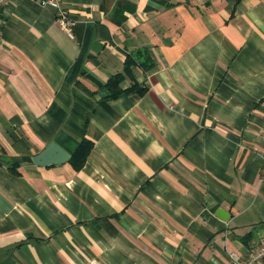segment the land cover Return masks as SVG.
Returning a JSON list of instances; mask_svg holds the SVG:
<instances>
[{"label": "crops", "instance_id": "obj_1", "mask_svg": "<svg viewBox=\"0 0 264 264\" xmlns=\"http://www.w3.org/2000/svg\"><path fill=\"white\" fill-rule=\"evenodd\" d=\"M62 6L74 39L40 0H11L0 27V264L252 254L264 244V0ZM51 143L71 159L36 164Z\"/></svg>", "mask_w": 264, "mask_h": 264}, {"label": "built area", "instance_id": "obj_2", "mask_svg": "<svg viewBox=\"0 0 264 264\" xmlns=\"http://www.w3.org/2000/svg\"><path fill=\"white\" fill-rule=\"evenodd\" d=\"M11 0H0V27L4 24V12ZM63 0H40L41 5H57L56 21L60 24L67 35L74 39L73 27L74 21L69 15V12L62 6ZM264 160V157H263ZM262 180L264 181V163L261 169ZM232 264H258L264 260V244L259 245L252 254L242 257L232 255Z\"/></svg>", "mask_w": 264, "mask_h": 264}, {"label": "trees", "instance_id": "obj_3", "mask_svg": "<svg viewBox=\"0 0 264 264\" xmlns=\"http://www.w3.org/2000/svg\"><path fill=\"white\" fill-rule=\"evenodd\" d=\"M131 63V61L129 62ZM120 77H115L110 80L107 84V87L110 91L109 98H118L123 91L120 89L121 83ZM93 145L89 141H84L75 152L74 156L72 157V164L76 169H80L85 164L87 158L89 157L90 152L92 151Z\"/></svg>", "mask_w": 264, "mask_h": 264}, {"label": "water", "instance_id": "obj_4", "mask_svg": "<svg viewBox=\"0 0 264 264\" xmlns=\"http://www.w3.org/2000/svg\"><path fill=\"white\" fill-rule=\"evenodd\" d=\"M71 155L59 147L56 143H51L48 148L39 156L34 158V162L41 166H48L50 164H61L69 161ZM218 215L223 216L226 214L218 207L212 209Z\"/></svg>", "mask_w": 264, "mask_h": 264}]
</instances>
